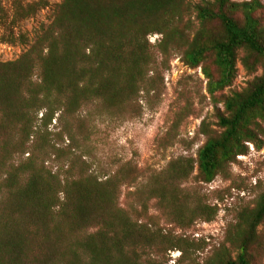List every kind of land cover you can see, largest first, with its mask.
Returning <instances> with one entry per match:
<instances>
[{"label": "trees", "instance_id": "16d2710c", "mask_svg": "<svg viewBox=\"0 0 264 264\" xmlns=\"http://www.w3.org/2000/svg\"><path fill=\"white\" fill-rule=\"evenodd\" d=\"M46 5L14 0L9 15L0 0L3 41L28 46L16 61L0 62V264H169L174 252L175 264H264V191L236 211L202 263L195 256L208 244L185 234L218 215L203 186L249 146L263 148L264 4L60 0L32 40L17 33ZM174 54L201 69L213 108L197 129L195 156L146 177L131 160L97 174L86 158L96 152L98 126L163 89ZM239 66L251 79L237 89Z\"/></svg>", "mask_w": 264, "mask_h": 264}, {"label": "rangeland", "instance_id": "374dc122", "mask_svg": "<svg viewBox=\"0 0 264 264\" xmlns=\"http://www.w3.org/2000/svg\"><path fill=\"white\" fill-rule=\"evenodd\" d=\"M1 1L11 15L14 0ZM22 1L25 4L47 2L46 7L40 10L35 17L21 22L16 28L17 33H23L32 40L34 31L40 25L49 23L53 10L60 0ZM191 1L198 3L200 0ZM260 1L264 4V0ZM150 39H154V43L150 42L155 44L160 36H153ZM0 41L5 42L1 30ZM14 45L21 46L24 50L28 47L22 42ZM176 59L182 63L179 54L172 55L167 71ZM190 77L191 80L179 88V82ZM249 79L251 77H248L239 66V74L234 86L240 89ZM205 88L206 80L202 79L198 72L185 73L171 90L164 85L163 89H159L157 93L144 94L140 108L135 107L127 116L99 125L96 134L92 136L96 152L94 157L86 158L92 165L93 171L99 175L111 174L120 165L131 160L137 164L140 173L146 177L150 172L161 170L172 159L180 156L194 157L203 142V138L197 137V129L201 121L209 117L213 111ZM187 103L192 106L193 114L184 119L181 126L173 128L175 117L184 112ZM237 161L212 184L203 186V192L207 194L210 203L219 208L214 222L221 220L224 224V228L221 229L222 233L219 236H212L211 232H214L217 227L203 228L204 223L200 222L185 233L196 240L203 239L208 244L204 253L195 256L200 263L221 245L227 226L235 220L236 211L242 207L253 206L259 194L264 191V145L261 150L249 146V154L238 157ZM130 191L131 189L128 188L122 191L121 204L124 207H128L131 203ZM151 207L150 213L158 214L152 204ZM178 233L181 232L178 231ZM196 233L200 235L199 238L194 236ZM179 257V252L171 253L169 264H175ZM184 264L190 263L185 262Z\"/></svg>", "mask_w": 264, "mask_h": 264}, {"label": "built area", "instance_id": "2783aa9c", "mask_svg": "<svg viewBox=\"0 0 264 264\" xmlns=\"http://www.w3.org/2000/svg\"><path fill=\"white\" fill-rule=\"evenodd\" d=\"M152 43L155 42L154 39H150ZM25 52L24 48L18 45H12L6 42L0 41V62H12L19 59V57ZM198 72L199 76L204 79L202 71L200 68L198 69H191L186 66L184 63H181L179 59H176L173 63H171L170 69L166 72L164 76V85L168 90H171L180 78L185 73H196ZM203 228H216L214 232L212 231V236H219L222 233V228H224V224L219 221H215L213 223H204L202 225ZM196 238H199L200 235L198 233L194 234Z\"/></svg>", "mask_w": 264, "mask_h": 264}]
</instances>
